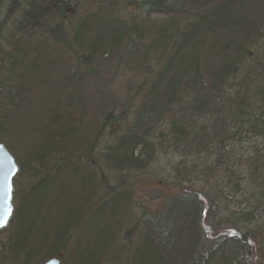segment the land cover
I'll use <instances>...</instances> for the list:
<instances>
[{"label":"trees","instance_id":"16d2710c","mask_svg":"<svg viewBox=\"0 0 264 264\" xmlns=\"http://www.w3.org/2000/svg\"><path fill=\"white\" fill-rule=\"evenodd\" d=\"M255 138L264 0H0V143L20 168L0 264H264V148L236 154Z\"/></svg>","mask_w":264,"mask_h":264},{"label":"bare ground","instance_id":"6f19581e","mask_svg":"<svg viewBox=\"0 0 264 264\" xmlns=\"http://www.w3.org/2000/svg\"><path fill=\"white\" fill-rule=\"evenodd\" d=\"M78 23L79 22H76L75 21V26L77 27V25H78ZM60 55H61V57H63V58H67V60L69 59V55H68V53L65 51V50H61L60 51ZM47 78V82L48 81H51V80H56L54 77H51V76H48V77H46ZM45 86V81H44V83L42 84V86L41 87H44ZM72 91H69V92H66L63 96L64 97H62V98H65V96H67L68 94H70ZM263 142H264V140L262 139V138H255L254 139V141H251V143H248V144H245V145H243V146H240L239 148H238V152L236 153L237 154V157H242V158H245L246 156H249V155H254V156H256V158L258 157V152H259V146L261 145V144H263ZM0 144H3L5 147H6V149L10 152V150H9V148L7 147V145L6 144H4V143H0ZM245 146V147H244ZM249 148V149H248ZM10 154L13 156V158L15 159V161H16V164H17V166H18V168H19V165H18V163H17V160H16V158L14 157V155L10 152ZM244 156V157H243ZM20 158H22L21 156H20ZM19 170H20V168H19ZM19 173V172H18ZM244 173L246 174L247 173V171L245 170L244 171ZM18 176V175H17ZM16 176V177H17ZM152 177H155V176H153L152 175ZM156 178V177H155ZM16 179V178H15ZM15 179H14V182H13V187H14V184H15ZM159 179V178H158ZM161 179V178H160ZM163 179H165V178H163ZM172 179V175H169V178L167 179V180H171ZM64 181V183H63V186H61L62 188H63V190H61L62 191V193L60 194V195H62V194H64V193H69V192H72V191H74L75 190V187H74V183H76V181L74 180V179H71V178H66L65 180H63ZM129 185H132L131 184V182L129 183ZM16 187H14V189H15ZM13 197H14V193H13ZM225 201L226 200H223V203H225ZM12 206H13V216H14V212H15V205H14V202H13V200H12ZM141 206H143V205H141ZM142 210H139V211H136L135 212V214H134V218H136V221H142V217L143 216H145V215H147V209L143 206V208H141ZM13 216H12V218H11V221L8 223V225L5 227V228H3V229H1L0 231H3V230H6V229H8L9 227H10V224H11V222H12V219H13ZM144 221V220H143ZM253 226H255V225H253ZM77 230V229H76ZM84 230V229H83ZM82 229L81 230H77L78 232H79V234H81V233H83L84 231H83ZM138 230V229H137ZM137 230L135 231V232H133V233H129V239L131 240V241H134L135 240V238H136V236L138 235L136 232H137ZM77 231H75L74 232V234H76V232ZM123 233V232H122ZM239 234L238 235H240V233H241V231H239L238 232ZM126 235H124L122 238V240H126V237H125ZM209 239H212V240H210V241H212V243H213V241H214V239H213V237H211V238H209ZM124 244V243H123ZM122 247V246H121ZM52 260H59L60 261V264H62V262H61V259L60 258H53V259H50V260H48L47 262H45L44 264H47L48 262H50V261H52ZM240 260H241V263L242 264H256V260H257V253H253L251 256H249V258L247 259L246 258V255L245 254H241L240 255Z\"/></svg>","mask_w":264,"mask_h":264},{"label":"water","instance_id":"95a60500","mask_svg":"<svg viewBox=\"0 0 264 264\" xmlns=\"http://www.w3.org/2000/svg\"><path fill=\"white\" fill-rule=\"evenodd\" d=\"M19 168L15 159L3 144H0V230L5 228L13 216V182L18 175ZM7 178L11 185V192L5 194L3 181ZM47 264H60L59 260H52Z\"/></svg>","mask_w":264,"mask_h":264},{"label":"rangeland","instance_id":"374dc122","mask_svg":"<svg viewBox=\"0 0 264 264\" xmlns=\"http://www.w3.org/2000/svg\"><path fill=\"white\" fill-rule=\"evenodd\" d=\"M83 14V10H81L79 13H77L76 15H77V17H79V16H81ZM47 75V74H46ZM48 76V75H47ZM28 135H29V133H28ZM5 144V143H4ZM245 147V146H244ZM259 147H261V149H263L264 148V144H261ZM249 149V148H248ZM19 154H20V156H22V154H24V152L22 151V154H21V151L19 150ZM26 154V153H25ZM179 161V159L178 160H174L173 162H175V163H177ZM166 162H168V160L167 161H165V159H161V160H159L157 163H155L153 166H152V168L149 170V174L150 175H153V176H155L156 178H165V179H168L169 178V171H170V169H169V166H166ZM142 174H145L144 172H133L132 173V175H134V177L133 178H131L130 180L132 181V180H135V178L136 177H141L142 176ZM19 182H20V180L18 181V183H17V190H18V186H20V184H19ZM196 188H197V186H196ZM200 188L202 189V186H200ZM75 191H73V193H74ZM226 195H227V193H226ZM241 199H242V197L241 196H238V197H231L229 200H227V198H226V205H227V208H228V210H229V212H232V213H234L235 211H237V210H240V207L242 206L241 205ZM50 205L52 206V204L50 203ZM53 207V206H52ZM219 214H221V213H219L218 212V215ZM220 217V218H219ZM228 217V213H225V212H223V215H220V216H217V219L216 220H214V223L215 224H217V223H221V225L223 226V227H226V224H224V221H227L226 220V218ZM212 219V218H211ZM212 221H213V219H212ZM212 225L213 227H219V226H217V225ZM80 237V236H79ZM79 237H77V241H79Z\"/></svg>","mask_w":264,"mask_h":264},{"label":"snow or ice","instance_id":"6c2138e0","mask_svg":"<svg viewBox=\"0 0 264 264\" xmlns=\"http://www.w3.org/2000/svg\"><path fill=\"white\" fill-rule=\"evenodd\" d=\"M4 188H5V194H8L11 192V185L8 183L7 178L4 179L3 181Z\"/></svg>","mask_w":264,"mask_h":264}]
</instances>
